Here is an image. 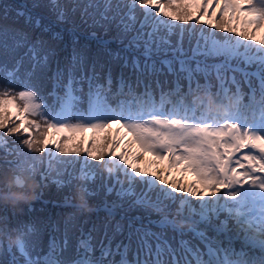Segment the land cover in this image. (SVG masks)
I'll return each instance as SVG.
<instances>
[{
	"label": "snow or ice",
	"instance_id": "obj_1",
	"mask_svg": "<svg viewBox=\"0 0 264 264\" xmlns=\"http://www.w3.org/2000/svg\"><path fill=\"white\" fill-rule=\"evenodd\" d=\"M50 6L59 21L80 8L74 3L69 10L59 0H50ZM89 8L94 11L89 12ZM138 11L142 13L139 21ZM81 16L91 17L98 25L119 17L121 33H135L129 47L142 48L145 60L134 57L135 81L121 77L113 92L111 70L101 83L97 65L89 66L74 50L69 63L64 68L57 66L54 72L50 93L54 102L29 83L31 73L21 79L19 64L11 70L0 66L6 81L0 87V152L3 165L13 172L12 179L0 189V199H24L25 194L14 192L13 187L25 188L26 179L35 178L37 173L45 187L51 177L58 189L63 188L72 182L71 178L61 179L67 165L80 163L76 178L85 183L79 186L82 195L77 207L85 209L88 199L97 194L87 182L94 181L97 169L102 168L107 178L114 180L107 187L109 193L116 191L121 198L161 213L160 224L181 236L185 234L182 224L187 222V231L199 237L206 251L187 240L174 248L162 235L129 223V240L134 235L138 241L135 262L126 257L127 245L119 262L105 259L112 256V250L103 245L101 257L94 258L91 231L81 233L76 258L68 260L64 257L66 236L63 240L53 238L47 254H34L31 238L37 229L24 223L15 229V252L23 264H264V35L258 38L264 30V0H88ZM28 22H32L31 17ZM35 24L39 27L40 20ZM200 24L204 27L197 29ZM218 32L224 35L217 36ZM194 37L195 47L188 57L184 42L187 39L191 44ZM12 40L16 48L27 47L25 55L33 62V71L43 73L48 68L52 52L44 41L33 42L25 32H17ZM0 43L7 46L6 39ZM165 50L173 53L172 60H161L160 68L149 62ZM190 60L196 61L195 69ZM174 62L179 63L178 72ZM252 67L255 72L248 71ZM164 68L177 75L175 87L167 91L159 79L147 82ZM228 72L233 75L228 76ZM181 73H186V90L179 82ZM197 73H203V83ZM213 73L218 82L215 92ZM17 82L22 85L18 89L14 87ZM142 82L144 90L138 92ZM153 83L159 89L158 99ZM242 85H247V93ZM89 129L104 135L77 138ZM9 137L15 139L10 141ZM40 165H44L42 170ZM189 175L193 179H186ZM138 185L143 186L139 194ZM64 202L71 204V199L65 197ZM194 213L201 221L226 213V219L234 220L245 233L247 244L258 245L261 254L250 255L243 247L239 251L231 245L222 247L198 230ZM72 219L70 215L65 221L66 228ZM110 224L106 221L105 229ZM113 229L121 232L123 225L116 222ZM150 241H155L154 245ZM140 251L145 253L143 260L139 259ZM13 264H20V260L14 257Z\"/></svg>",
	"mask_w": 264,
	"mask_h": 264
},
{
	"label": "trees",
	"instance_id": "obj_2",
	"mask_svg": "<svg viewBox=\"0 0 264 264\" xmlns=\"http://www.w3.org/2000/svg\"><path fill=\"white\" fill-rule=\"evenodd\" d=\"M59 2L61 4L67 5L69 10L72 8L74 3L79 4L80 8H78L74 14L69 12V18L67 20L59 21L57 19L56 13L51 9L50 0H0V30L4 32H25L32 38L44 37L47 40L49 46L52 48V57L62 55L64 50L61 45L62 42H66L68 48H79L84 52V54L86 53L87 56L90 55L91 57H93L94 61L97 59H103V68H105L106 65H110L112 68H114L118 63H120V58L123 55L121 48L118 47L120 42L119 40L122 41V39L127 35H123L120 28L118 27L119 17L116 18L117 21H102L101 24L98 25L93 23L91 17L85 16L84 18H82L81 16V11L83 10V7L88 3V0H59ZM88 11L93 12L94 10L89 8ZM20 13H23V15H20ZM109 15H111V13H109ZM140 15L141 12L138 11L137 18H139ZM29 17L32 18V22H28ZM96 18L99 19L98 14ZM36 19L40 20L39 27H37L35 24ZM93 32L98 35L96 36L97 38L90 37L92 36ZM104 35H113L117 40L116 45L112 43H109L108 46L102 44L99 39H102L103 37L101 36ZM12 36L13 35L10 36L8 34H0V41L6 39L8 42H12L14 44ZM1 53L5 52L4 48H2L0 44V54ZM10 65L11 64L6 60L5 57L0 56V66L8 67ZM49 75V68L45 69L43 73L40 69H37L35 78H39V76H41L40 80L33 81L31 84L32 86L36 87L39 92L43 93L47 98H50V96L47 94L50 84ZM4 83L5 82L0 80V87H2ZM14 87L18 89L20 87V84L17 82ZM103 135L104 133H101L100 135H98V137H102ZM67 159L70 158L66 157L65 160ZM94 163L96 162H93V164ZM62 166L63 168H65L64 165ZM97 171L98 175L96 179L94 181L88 182V186L90 188H93L97 193L94 197L88 199L90 200V203H95L96 198L100 197V194L97 190L98 188L94 186V182L101 175L103 169L100 168L97 169ZM24 175L26 177L27 173H25ZM64 175L62 176V179H64ZM12 176V170L4 166L0 161V184L3 185L6 182V179H12ZM46 184L47 186L45 187L41 183L39 173H37L35 178L26 179V187L28 188L29 193L38 192L41 189L45 192L46 196H53L58 199H61L65 196H70L71 200L75 202L81 201L80 197L82 193L80 192L79 186H74L71 183L65 185L63 188L58 189L56 184L52 183L50 180ZM141 188L142 185L137 186V190H140ZM34 194H30V196H27L28 199L22 202H13L11 200L3 201V199H0V211H6L8 214V220L10 222H14V224H17L18 226L24 223H32L36 227L37 232L33 234L31 239L32 244L35 246L34 254H40L41 251H43L47 247L46 231L48 226L44 221L42 212H46L48 206L36 200ZM68 209L73 213L76 212L75 220L70 222L67 228L63 229L69 236V243L64 252V257L65 259L70 260L75 253V242L77 239L76 235L80 232L79 227L85 226V229H87L88 222L92 221L94 223V229L91 230V232L95 240L94 243H96L99 241L100 237H102L103 225L102 223L93 221V214L91 210L80 209L73 206ZM130 209L133 210L132 213H139L144 218L156 219L160 216V213H158L157 211L141 207L137 204H132L130 206ZM30 210H33V212H31ZM57 211L60 213L61 218L66 217L70 213V211H64L61 208H57ZM28 212H31L32 215L28 214ZM81 218H83V225L81 224V222L78 223ZM72 224L74 226H72ZM59 226L60 220L58 223V233H60ZM111 231L113 232L114 240L122 235L120 232H115L113 230ZM209 233L211 232L209 231Z\"/></svg>",
	"mask_w": 264,
	"mask_h": 264
},
{
	"label": "rangeland",
	"instance_id": "obj_3",
	"mask_svg": "<svg viewBox=\"0 0 264 264\" xmlns=\"http://www.w3.org/2000/svg\"><path fill=\"white\" fill-rule=\"evenodd\" d=\"M193 11H195V9H193ZM206 18L207 17H205V19ZM262 31H264V30H262ZM8 35H12V34H8ZM258 36H259V34H258ZM173 40H175V38ZM130 49L131 48L129 46L126 48V50H130ZM161 53H164V52H160L159 54H161ZM185 53L187 55H190V56L192 55V53L190 52L189 48H187L185 50ZM166 54H168V53H166ZM170 54H171V58H167V59H169V60L171 59L172 60L173 59V53L170 52ZM199 58L200 57H198V59ZM159 59H164L163 58V54L161 56H159L156 60H159ZM156 60H153V61H156ZM189 64H191V68H193L194 65L196 64V61L195 60H190L189 61ZM55 68H57V64L55 63L54 60L51 61V59H50V61H49V72L50 73H53V71L55 70ZM160 73L161 74H164L166 76L172 77V75H171L170 72H168V73L160 72ZM180 76L182 77L183 74L181 73ZM180 84L182 86H185V83H181L180 82ZM174 87H175V85H174ZM171 88H173V86H171ZM78 138H82V137L79 136ZM14 139L15 138H13V140ZM2 157H3V152H0V161L3 163ZM65 158L66 157H63L62 159H65ZM69 158L70 159H74V158H71V157H69ZM9 159H12V158L9 157ZM79 159H82V157L79 158ZM146 159H149V158H146ZM143 162H144V160L141 162V165H140L141 167L144 166V163ZM91 163H93V162H91ZM39 167L42 170L43 167H44V165H40ZM60 167L63 168L62 165ZM80 168H81V165H79V163H75V164L68 165L67 168H66V171H65L64 180H68V179L71 178L72 179V182L71 183L74 186H77V187L80 186L81 184L85 183L84 181H81L78 178H76V177L79 176ZM69 173L71 174V177L69 176ZM54 174L55 173H53L52 175L55 176ZM101 174H103V178L104 177L107 178V173L106 172H102ZM121 178H123V177H121ZM61 179H62V177H61ZM186 179L191 180L192 178H190L189 176H187ZM9 180L10 179H6V182L5 183H7ZM49 180L51 181V177L49 178ZM48 181H45V183H47ZM98 182L99 183L102 182L101 176H99L97 178V180L94 182V186L95 187L98 186V184H99ZM4 184L3 185L0 184V189L3 188ZM113 184H114V180L107 178V184L105 185L104 190H106L108 186L113 185ZM116 188L118 190L119 186L117 185ZM142 190H143V186H142V188L140 190H137V193L139 194V192L142 191ZM13 191L14 192H18V193L22 192V193L25 194V198L22 199V200H19L20 202L26 201L28 199L27 196H30V194L32 195V194L35 193L34 196H35L36 200L40 201L41 203L47 204L48 208H54L53 210H57V208H61L64 211H70L68 208H70L71 206L77 207L79 205L78 202H81V201H78V202H72L71 201V204H67L66 205L65 202H64L65 201V197H69L70 198V196H65V197H63L61 199H58V198L53 197V196H46L45 195V192L43 190H41V189L38 192L29 193L28 192V188L26 186H25V188H22V189L21 188H17V187H13ZM107 194H109V196L105 195V191H103V194H101L100 197L96 198V202L95 203H90V200H88V208H85V209L91 210V212L93 214V220L95 222L103 223L104 222L103 220H106L107 217H112V218L115 219L116 222H117V220H120V221L124 222L127 227L129 225V223H131L134 226V228L135 227L136 228L141 227V225L139 224V220L140 219H144V217L141 216L139 213H132L133 210L130 209V206L132 204H135L133 199L121 198V197L117 196L116 191H113L111 193H108L107 192ZM221 203H223V201H221ZM194 204H196L198 206V202L197 201H194ZM62 207H64V208H62ZM172 211L174 213L175 206H173ZM194 217L197 218L195 220L197 221V228H198V230L204 232L207 235H208V232L209 231H212V232L214 231V235L213 236H209V235L208 236L213 241L219 242L221 244V246H224L223 242L220 240L221 239V236L223 234L220 233V231H218V230H213V229L209 228L208 226H210V225L216 226L217 229L218 228L223 229L222 231L227 232L229 235H235V236H237L239 238V242H241V245L244 246L245 248H252L253 247L252 249L259 250L258 245H249V244H247V242L245 240V233H243L237 227L236 223L233 226H227V222L225 220L222 223H220V222H218V223L215 222L214 223V221H213L214 219H211V221H205L204 224H202V221L200 220V218H199V216L197 214L194 213L193 214V219H194ZM156 219H159V221L157 223L160 224V221L163 219L162 214L160 213V216L158 218H156ZM154 223L155 222H153L152 224H150V227L152 228V230H156L159 227L167 228L168 230L171 229L170 226H162L161 224H160V226H157V224H154ZM182 225H187V222H185ZM110 229H113V226H110ZM170 232H172V233H175L176 232L177 233L178 231H173L171 229ZM123 233H124V236H123L124 237V242H123V244H124V246L125 245L129 246V244L127 242L128 239H129V236L131 235V233L129 231V227L126 228L125 231H123ZM185 233L189 234L190 236L197 237L195 235V233H192L190 231H185ZM0 234H2V236L4 237L5 242H7L10 245H12V248L15 249V247H14V245H15L14 244V242H15V236L13 234H11V233L10 234H6L5 232H0ZM2 242H3V240H2ZM135 243H136V241H135ZM251 255H253V254L251 253ZM254 256H255V254H254Z\"/></svg>",
	"mask_w": 264,
	"mask_h": 264
},
{
	"label": "bare ground",
	"instance_id": "obj_4",
	"mask_svg": "<svg viewBox=\"0 0 264 264\" xmlns=\"http://www.w3.org/2000/svg\"><path fill=\"white\" fill-rule=\"evenodd\" d=\"M142 161H143V159H142ZM142 161H141V162H142ZM143 163H144V162H143Z\"/></svg>",
	"mask_w": 264,
	"mask_h": 264
}]
</instances>
